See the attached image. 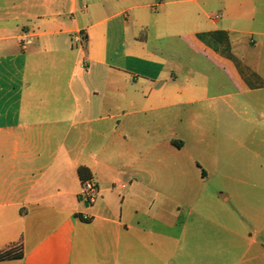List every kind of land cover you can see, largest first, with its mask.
<instances>
[{"label": "crops", "instance_id": "0c3cea01", "mask_svg": "<svg viewBox=\"0 0 264 264\" xmlns=\"http://www.w3.org/2000/svg\"><path fill=\"white\" fill-rule=\"evenodd\" d=\"M247 102L264 0H0V264H264V151L235 164L260 134Z\"/></svg>", "mask_w": 264, "mask_h": 264}, {"label": "rangeland", "instance_id": "374dc122", "mask_svg": "<svg viewBox=\"0 0 264 264\" xmlns=\"http://www.w3.org/2000/svg\"><path fill=\"white\" fill-rule=\"evenodd\" d=\"M248 100V99H247ZM248 104V102H247ZM242 112V118H243V122L241 123V128L242 129H251L253 128V124H249L247 123L245 120L246 118H251V119H257L258 120V128H259V135L258 138L256 139H252L249 137H243L242 139V143L243 145L246 144L247 149H240V153H235L236 157H239L240 159L238 160L239 162H237V159H235V156L233 157V155H229V148L231 147V142L232 139H230L228 136H226V134L224 132H227L228 127L226 128L224 125L221 126V129L218 130L219 132V148L222 149L223 155H221V160L224 164L229 165L232 163L235 164H239L241 165V167H243V165L245 163H249L252 159H251V152L250 150L253 151H264V106H258L257 108L254 105L248 104L246 107L243 106L241 109ZM247 114V115H245ZM208 125L210 126V129L213 130L215 129L213 126L214 122H209L208 121ZM234 147H236V152H237V147H239L236 143H234ZM213 149V147H212ZM221 152V154H222ZM235 161V162H234ZM213 172L211 179L207 182V188L209 191H214L217 190V192H221L223 191V188H227L228 186H226L225 184H223L221 177H220V172L222 171H211ZM227 173H231L234 174V172L237 173H243V171H238V170H227L225 171ZM235 176H239V175H235ZM244 177V176H242ZM246 189H249V186L243 187Z\"/></svg>", "mask_w": 264, "mask_h": 264}, {"label": "built area", "instance_id": "2783aa9c", "mask_svg": "<svg viewBox=\"0 0 264 264\" xmlns=\"http://www.w3.org/2000/svg\"><path fill=\"white\" fill-rule=\"evenodd\" d=\"M99 185L93 179H87L83 182L82 193L80 195V200L86 205L94 204L99 197Z\"/></svg>", "mask_w": 264, "mask_h": 264}, {"label": "trees", "instance_id": "16d2710c", "mask_svg": "<svg viewBox=\"0 0 264 264\" xmlns=\"http://www.w3.org/2000/svg\"><path fill=\"white\" fill-rule=\"evenodd\" d=\"M78 173H79V177L81 178L82 182L87 180V177L89 176V175H87V173H89V170L87 168L80 167L78 170ZM80 217L83 219L82 216H80Z\"/></svg>", "mask_w": 264, "mask_h": 264}]
</instances>
